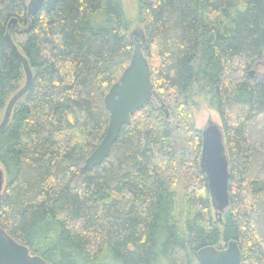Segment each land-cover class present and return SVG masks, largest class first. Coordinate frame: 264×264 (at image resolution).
I'll list each match as a JSON object with an SVG mask.
<instances>
[{
    "label": "trees",
    "instance_id": "trees-1",
    "mask_svg": "<svg viewBox=\"0 0 264 264\" xmlns=\"http://www.w3.org/2000/svg\"><path fill=\"white\" fill-rule=\"evenodd\" d=\"M28 1L0 0V120L25 81L5 33L12 19L28 25ZM33 18L29 32L11 33L33 80L0 131V226L47 264H198L199 249L230 240L241 264H264V179L251 172L247 132L264 115V0H45ZM135 28L154 101L82 171ZM201 102L220 116L229 162L220 222L199 166Z\"/></svg>",
    "mask_w": 264,
    "mask_h": 264
},
{
    "label": "water",
    "instance_id": "water-1",
    "mask_svg": "<svg viewBox=\"0 0 264 264\" xmlns=\"http://www.w3.org/2000/svg\"><path fill=\"white\" fill-rule=\"evenodd\" d=\"M45 0H29L27 4L28 25L21 28L16 19L9 21L5 33V41L12 55L21 63L25 81L9 99L0 121V131L8 125L14 105L30 89L33 73L27 58L20 52L12 39V27L16 33L29 32L34 15L41 9ZM133 51L130 61L118 79L112 84L104 97V107L109 113L105 134L99 144L86 158L83 170H91L109 157L113 144L117 141L124 125L130 123L131 116L148 101H154V87L150 77V67L144 52L145 36L142 30L130 32ZM253 75V72H249ZM163 107V104H161ZM168 117L167 111H165ZM201 152L199 166L204 173L212 208L220 222L221 213L229 204V162L226 154L221 127L208 119L206 126L200 129ZM5 181V173L0 167V198ZM198 264H241V252L235 240H230L225 247L219 249L207 246L196 252ZM0 264H47L38 255L30 254L28 248L14 240L0 226Z\"/></svg>",
    "mask_w": 264,
    "mask_h": 264
},
{
    "label": "rangeland",
    "instance_id": "rangeland-1",
    "mask_svg": "<svg viewBox=\"0 0 264 264\" xmlns=\"http://www.w3.org/2000/svg\"><path fill=\"white\" fill-rule=\"evenodd\" d=\"M124 1L128 2L131 0H124ZM261 62L262 65L264 66V60ZM256 73L262 75L264 74V69L258 68V71ZM208 119H211L220 127L222 126V121L220 119L219 114L215 110L211 109L207 103L201 102L195 112V127L199 130L203 129L206 126ZM247 132L249 134L250 142L253 144L256 150L255 158L253 159V162L251 164V172L256 174L259 178L264 179V115H259L256 118H254L247 127ZM0 167L2 168L1 165ZM5 184H6V178L4 182V187ZM262 209L263 206L260 207L259 204L255 214L256 222L257 225L259 226L262 225V216H263ZM214 217L215 219L217 218L215 214Z\"/></svg>",
    "mask_w": 264,
    "mask_h": 264
},
{
    "label": "flooded vegetation",
    "instance_id": "flooded-vegetation-1",
    "mask_svg": "<svg viewBox=\"0 0 264 264\" xmlns=\"http://www.w3.org/2000/svg\"><path fill=\"white\" fill-rule=\"evenodd\" d=\"M4 182H5V181H4ZM3 189H4V185H3L2 191H3ZM2 191H1V193H2Z\"/></svg>",
    "mask_w": 264,
    "mask_h": 264
}]
</instances>
